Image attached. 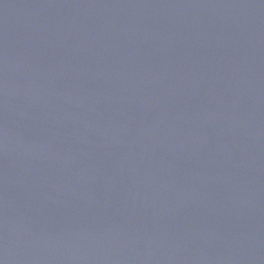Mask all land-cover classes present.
Instances as JSON below:
<instances>
[{"label": "water", "instance_id": "1", "mask_svg": "<svg viewBox=\"0 0 264 264\" xmlns=\"http://www.w3.org/2000/svg\"><path fill=\"white\" fill-rule=\"evenodd\" d=\"M0 264H264V0H0Z\"/></svg>", "mask_w": 264, "mask_h": 264}]
</instances>
